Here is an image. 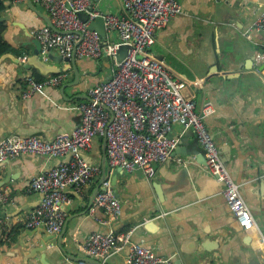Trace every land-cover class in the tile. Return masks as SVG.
I'll use <instances>...</instances> for the list:
<instances>
[{"label": "crops", "instance_id": "obj_1", "mask_svg": "<svg viewBox=\"0 0 264 264\" xmlns=\"http://www.w3.org/2000/svg\"><path fill=\"white\" fill-rule=\"evenodd\" d=\"M90 1L103 12L119 15L123 11L122 0ZM177 1L182 11L156 31L149 50L154 57L160 55L157 59L172 76L184 82L183 93L193 96L197 107L205 101L214 106V112L205 118L206 126L264 235V32L252 31L250 38L243 34L264 0ZM32 2L47 13L38 2ZM4 3L0 39L9 49L0 52V139L33 134L52 139L72 131L80 122V113L71 107L88 101V90L110 76L112 59L76 57L77 83L70 68L60 84L45 88L49 98L39 92L24 98L28 70L41 79L54 73L45 75L36 67H23L22 56L38 48L44 62L60 66L67 63L39 53L30 31L46 22L27 0ZM106 38L116 41L120 35L111 31ZM179 131L175 125L171 133ZM101 146L102 139L95 136L92 147L81 155L101 166ZM66 158L22 153L0 160V191L11 198L0 203V209L9 214L0 217L4 222L0 264H23L28 253V264H80V245L89 233L130 227H134L132 243L147 245L158 255L170 257L171 264L264 261V249L256 241L255 231L242 229L226 203L222 183L207 171L204 150L193 129L184 131L169 162L155 164L149 176L140 170H110L108 178L122 207L117 218L100 207L93 215L88 211L100 174L81 193L68 188L70 200L60 203L65 214L62 229L48 238L43 225L27 227L22 223L41 200L40 193L31 188L30 179ZM24 205L27 207L20 210ZM18 224L22 227L12 233ZM128 250L124 246L104 263L125 264Z\"/></svg>", "mask_w": 264, "mask_h": 264}, {"label": "built area", "instance_id": "obj_2", "mask_svg": "<svg viewBox=\"0 0 264 264\" xmlns=\"http://www.w3.org/2000/svg\"><path fill=\"white\" fill-rule=\"evenodd\" d=\"M20 2L23 0H3ZM50 15L52 24L61 31L47 25L33 28L30 33L39 45V53L47 56L54 51L76 57L100 58L106 52L112 59L110 76L96 82L88 94L92 101L81 102L71 108L80 113V122L69 132H61L52 139L39 135L8 136L0 139V160L13 158L22 153L44 156H67L63 161L30 179L33 190L43 196L25 216L27 227L44 225L50 232L62 229L65 214L60 203L69 201L66 190L81 193L101 173V166L88 162L81 151L92 147L93 138L106 139V157L110 170L120 167L126 171L140 170L149 176L154 165L171 159L181 135L193 129L205 154L207 171L220 183L226 203L244 231H255V239L264 249V235L244 201L239 184L236 183L222 161L212 132L205 118L214 112L210 102L197 107L193 96H186L184 82L170 73L162 61L154 57L150 47L155 42L156 31L162 29L170 18L182 11L177 0H122L123 11L116 15L94 8L90 0H34ZM87 14L82 21L77 12ZM101 17L105 29L104 37L88 27L90 21ZM117 31L120 39L109 41L107 33ZM252 31L264 32V2L256 17L243 31L250 38ZM80 33V34H79ZM134 39V43H131ZM121 43H128L126 57L115 62L114 55ZM26 56L20 59L24 61ZM67 73L53 74L44 79L26 77L24 98L35 92L45 95L48 85H58ZM104 105V106H103ZM175 125L179 133L172 134ZM95 195L88 211L94 214L97 207L117 218L121 202L114 186L107 178ZM11 198L0 191V203ZM107 223V219H100ZM0 219V231L4 228ZM134 227L118 232L93 231L80 245L83 254L105 262L116 251L128 246L125 264H171L170 257H163L149 246L132 243ZM80 264H87L81 261ZM264 264V261L261 263Z\"/></svg>", "mask_w": 264, "mask_h": 264}, {"label": "water", "instance_id": "obj_3", "mask_svg": "<svg viewBox=\"0 0 264 264\" xmlns=\"http://www.w3.org/2000/svg\"><path fill=\"white\" fill-rule=\"evenodd\" d=\"M27 3H28L30 8L34 9L45 20L47 26L51 27L53 30L61 31L52 24L50 15L48 13L40 11V9H38V7H36L33 4L32 0H27ZM77 15L82 21H86L87 14L85 12L79 11V12H77ZM4 19H5V15H0V22H2ZM88 27L90 29L96 30L101 35V37H104L105 29H104L103 20L101 17H96L94 20L90 21ZM131 43H134V39H131ZM129 47L130 46L128 43H121L118 46L116 53L114 55L115 62H120L122 59H124L126 57ZM52 53H53L52 51L47 53V56L51 60L58 61V62L59 61H65L67 64L60 66V65L53 64L51 62H44L41 59V56L38 55V48H36L32 52L31 55L26 57L25 61L21 62V65L23 67L29 68V69L32 66L36 67L41 74H45V75L48 73L59 74L61 72H65L71 68V70L73 71V74H74V83H77L78 78H79V71H78V68L76 66V56L74 54V51H72L69 55H61L59 53L52 54ZM8 55H10V54H8ZM103 56L107 57L106 52H104ZM156 56L157 57H155V58H158V59L161 58L160 55H156ZM27 76H31L30 70H28ZM86 98L88 101L93 100V98L89 95L86 96ZM101 153H102L101 154V173H100V177L96 181V185L92 191V194L90 197V201H91L90 204L92 203V201H93L95 195L98 193V191L103 188L101 186V183L109 177L110 167L108 165L107 157H106V139H105V137H102ZM168 162H169V160L166 161V163H168ZM42 196H43V194L40 193V198H42ZM26 207L27 206L24 205V206L20 207V210H24ZM20 210H18V211H20ZM5 215L8 216L9 214L0 209V217H3ZM47 233H49V232L47 231ZM56 233L57 232H50L48 238L54 237L56 235ZM61 237H62V232H61ZM30 256L31 255L29 253L25 255V258L23 259V264H28V258H30ZM79 260L84 261L86 263L90 262V263H94V264H106L104 262L102 263L100 260H98L94 257H88L85 254H83V257L79 258Z\"/></svg>", "mask_w": 264, "mask_h": 264}, {"label": "trees", "instance_id": "obj_4", "mask_svg": "<svg viewBox=\"0 0 264 264\" xmlns=\"http://www.w3.org/2000/svg\"><path fill=\"white\" fill-rule=\"evenodd\" d=\"M6 8V5H5V3H4V1L3 0H0V13L4 10ZM2 26L0 25V32H1V30H2ZM7 49H9V45L7 44V43H5V42H3V41H1V39H0V52H2V51H4V50H7ZM35 78L36 79H41L42 77H40L39 75H35ZM22 223H23V225H24V220L22 221ZM16 227V228H15ZM14 227V229H12V233L14 232H16V230L18 229L17 227H22V225H20V224H18V225H16ZM14 230V231H13Z\"/></svg>", "mask_w": 264, "mask_h": 264}]
</instances>
